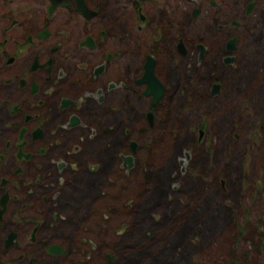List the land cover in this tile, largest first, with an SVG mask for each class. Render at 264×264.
<instances>
[{"label":"flooded vegetation","instance_id":"af4514ba","mask_svg":"<svg viewBox=\"0 0 264 264\" xmlns=\"http://www.w3.org/2000/svg\"><path fill=\"white\" fill-rule=\"evenodd\" d=\"M243 32L264 47V0H0V264H72L70 231L46 233L66 176L98 177L99 135L129 147L130 123L153 125L180 71L198 77L213 52L234 65Z\"/></svg>","mask_w":264,"mask_h":264},{"label":"rangeland","instance_id":"374dc122","mask_svg":"<svg viewBox=\"0 0 264 264\" xmlns=\"http://www.w3.org/2000/svg\"><path fill=\"white\" fill-rule=\"evenodd\" d=\"M236 47L232 66L213 52L198 77L181 70L150 128L130 123L139 151L128 135H99V176H66L46 233L70 231L72 264H264V47L245 32ZM104 117L99 127L112 128L115 117Z\"/></svg>","mask_w":264,"mask_h":264},{"label":"water","instance_id":"95a60500","mask_svg":"<svg viewBox=\"0 0 264 264\" xmlns=\"http://www.w3.org/2000/svg\"><path fill=\"white\" fill-rule=\"evenodd\" d=\"M231 41H233V40H231ZM229 42H228V44H229ZM223 62H226L225 59L223 60ZM217 90H218V85L217 84H213L212 87H211V89H210V94L212 95V94L217 93ZM159 94H160V92L159 91H156L154 93L153 100H155L158 97ZM147 119L150 120V117H148ZM134 147H135V143L133 141H130L129 142V148H130V150L133 151L134 150ZM183 155L185 157H187V154L186 153H183ZM121 159H122V163L123 164H126L128 167L130 166L131 159H130L129 156H122ZM182 162H183V159H178L177 160V163L180 164L181 166H182ZM108 262H110V259H108Z\"/></svg>","mask_w":264,"mask_h":264},{"label":"bare ground","instance_id":"6f19581e","mask_svg":"<svg viewBox=\"0 0 264 264\" xmlns=\"http://www.w3.org/2000/svg\"><path fill=\"white\" fill-rule=\"evenodd\" d=\"M173 212V211H172Z\"/></svg>","mask_w":264,"mask_h":264}]
</instances>
